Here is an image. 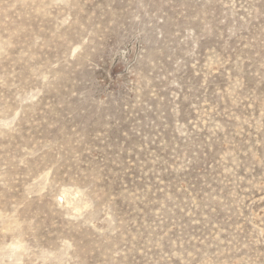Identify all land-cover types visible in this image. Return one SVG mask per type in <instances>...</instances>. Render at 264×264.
<instances>
[{"label": "rangeland", "instance_id": "obj_1", "mask_svg": "<svg viewBox=\"0 0 264 264\" xmlns=\"http://www.w3.org/2000/svg\"><path fill=\"white\" fill-rule=\"evenodd\" d=\"M0 264H264V0H0Z\"/></svg>", "mask_w": 264, "mask_h": 264}]
</instances>
